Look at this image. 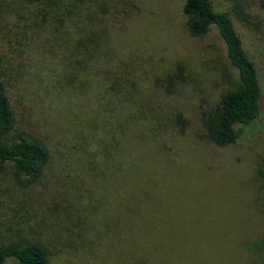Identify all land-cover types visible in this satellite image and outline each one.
Instances as JSON below:
<instances>
[{"label": "rangeland", "instance_id": "obj_1", "mask_svg": "<svg viewBox=\"0 0 264 264\" xmlns=\"http://www.w3.org/2000/svg\"><path fill=\"white\" fill-rule=\"evenodd\" d=\"M55 1L0 0V77L15 115L4 139L31 137L48 151L33 182L10 165L0 168V245L36 241L58 251L49 264H63L57 256L66 229L90 237L84 224L98 210L114 224L126 209L135 222L141 214L131 207L138 206L166 239L160 264H264V0H211L215 12L231 15L262 93L257 118L225 147L200 128V113L237 84L215 26L190 35L184 0H104L99 7L100 0ZM131 2L135 14L122 27L120 11ZM79 33L99 40L103 77L82 100L77 84L70 86L83 71V52L74 50ZM104 43L120 45L117 57ZM95 99L98 117L88 108ZM177 116L185 121L181 134ZM106 123L112 137L100 130L88 144L95 126ZM76 126L91 152L84 157L98 149L101 162L79 165Z\"/></svg>", "mask_w": 264, "mask_h": 264}, {"label": "trees", "instance_id": "obj_2", "mask_svg": "<svg viewBox=\"0 0 264 264\" xmlns=\"http://www.w3.org/2000/svg\"><path fill=\"white\" fill-rule=\"evenodd\" d=\"M26 4H37L43 0H21ZM104 0H100L98 5L102 6ZM50 4H63L61 0H56ZM129 6L126 11H120L122 18V27L135 14L136 7ZM127 5V4H126ZM182 14L186 19V29L192 36H201L205 34L210 26H215L221 39L225 55L229 64L237 76V84L232 90L226 91L221 95L218 105L209 111L200 113V128L203 131L204 138L218 147H225L234 143L242 134L245 126L254 122L260 113L261 87L259 85L256 71L252 62L248 59L243 50L240 38L238 37L232 22L231 15L228 12H215L211 7V0H184L182 5ZM93 25V23H91ZM79 39H75L77 45L74 50H81L83 71H78L70 86L77 84L79 97L87 95L88 88L96 90L103 79L101 73L96 70V56L99 53L100 42L96 38L87 35V38L78 34ZM86 39V40H85ZM108 48V54L117 57L120 45L114 46L104 43ZM112 47V48H111ZM110 55V56H111ZM96 57V58H95ZM115 57V59H116ZM88 58V59H87ZM93 60V63L89 64ZM119 63V58H117ZM99 63V61H98ZM89 64V65H88ZM100 66V63L97 64ZM122 80V75H117ZM7 79L0 77V168L5 164L10 165L15 175H20L28 183L36 180L41 175L42 169L48 161V151L38 140L31 137L20 136L15 141H6L4 138L10 134L15 123V115L7 91ZM87 88V89H86ZM86 89V91H85ZM109 91H112L108 87ZM96 94H93V99ZM92 116L100 114V106L97 99L93 102ZM79 112V111H78ZM98 114V115H99ZM97 115V117H98ZM76 117L81 119V113ZM97 117L95 120H97ZM177 116L179 127L177 133H183L184 122ZM76 121V120H75ZM156 121V119H154ZM109 136L110 127L108 123L101 125L92 131L97 141L98 134ZM78 131V132H77ZM77 151L81 155L80 166H88L90 162L95 161L98 155V149L92 156V159H86L85 154H91L85 151V136L79 137L82 132L79 127L75 128ZM112 132L110 136L112 137ZM107 150L103 157V164L107 159ZM264 177V156L261 162V171ZM89 191H83L86 194ZM105 197V196H104ZM123 198V195L121 194ZM71 199H83L78 193H73ZM158 197L151 199L156 200ZM80 200V201H81ZM101 201V199H100ZM150 201V202H151ZM103 211L105 212L106 202H103ZM135 212L141 214V217H135V222L129 220V215L125 209V215L117 220H112L105 214L99 216L97 211L96 219L88 221L86 228H90V237L84 229H73L71 227L65 230L66 238L63 239L64 250L60 256H64L63 264H160V248L166 243L162 236L163 232L156 233L151 228L154 219L147 216V209L141 213L136 208L131 207ZM89 238V239H86ZM21 242V241H20ZM56 248H45L39 242L8 243L0 245V264H49L51 261V252L56 256ZM151 258V259H150Z\"/></svg>", "mask_w": 264, "mask_h": 264}]
</instances>
